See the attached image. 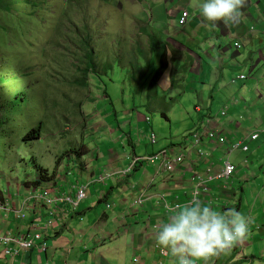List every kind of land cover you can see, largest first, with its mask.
<instances>
[{
    "label": "rangeland",
    "instance_id": "374dc122",
    "mask_svg": "<svg viewBox=\"0 0 264 264\" xmlns=\"http://www.w3.org/2000/svg\"><path fill=\"white\" fill-rule=\"evenodd\" d=\"M119 1L121 0H76V2L72 0L71 4L72 2L73 4L69 6L67 11L69 14L66 15L63 9L68 7L70 0H0V113L5 119V126L0 134V187L3 191L15 193V190L8 187V184L15 182L30 181L28 184L43 185V181L48 180L33 182L38 176L41 179L40 168L50 171L49 180H51L60 164L67 166L73 165L78 160L82 161L83 155L78 149L89 147L90 151L89 154H85V159L96 166H102L107 162L105 153L113 146L121 151L123 156L125 155L124 159L129 157L133 161L136 154L135 147L129 142L130 133L134 135L140 156L147 153V149L153 151L160 145L169 146L173 142L176 146H187L192 158L195 159L198 148L193 146L194 132L201 124L204 131L206 122L212 119L221 125L222 120L227 116V109L233 104L230 102L226 108L227 99L238 101L242 108L245 106L244 100L251 104L257 102L258 105H264V100L256 95L260 91L264 96V80L259 87L257 85L259 69L254 70L249 65L243 66L242 69L247 71V74L254 70L251 76L256 77V81L251 83L249 81L250 84L248 81L234 83L233 79L229 82V78L227 81L229 86L226 85L227 88L223 91L218 88L214 93L205 92L201 81L194 82V75L198 74L193 72L192 83L185 84L181 81L178 84L183 87L175 88L176 80H179L183 74L175 73L174 67L178 71H185L186 65H180L179 59L172 61V57L168 60L162 44H159L153 52H151L153 47L146 44L144 49L148 56L138 55L137 46L138 41L143 40L141 37L149 42L150 37L143 32V28L146 25L148 30H154V20L167 22L159 32L154 30L160 39H166L168 31L173 34L182 32L178 23L171 21L172 17L168 14V10L173 11L179 3H175L176 0L173 2L141 0L142 5H138L124 0L125 9L114 13V7H118ZM110 2L113 6H106V3ZM158 6L164 10L162 15L158 11ZM70 11H73L71 15ZM197 15L200 13L197 12ZM104 16L109 17L106 19ZM200 17L202 18L201 15ZM89 37L94 44L90 41L88 43ZM94 47L98 69L89 74L88 83L85 84L82 80L85 73L80 71L79 67H83L86 52H91ZM137 56V62L131 65ZM152 58L154 65H150L148 60ZM255 61L257 66L260 58H255ZM170 62L174 67L169 69ZM261 67L263 68V65ZM136 71L146 73L145 89L132 80V73ZM231 72L232 75L237 73ZM106 84L109 86L108 92L114 97L120 95L118 101L113 102L106 98ZM157 87L159 93L168 98L162 105L157 104L162 103L163 97L149 99ZM244 91L249 92L243 94ZM181 98L183 101L180 100ZM134 103L136 106H133ZM95 107H98V110H95ZM114 107H117L120 116L127 107H138L140 110V121L136 116L129 118L126 114L120 118L122 122L132 124L126 129L127 134L118 135V126L115 127V135L105 134L103 129L93 127L94 121L104 119L102 114L107 109L114 111ZM197 107L201 110L198 111ZM224 112L226 115H223ZM241 113L243 116L238 120L240 127L234 126L231 138L226 130L220 127L231 142L229 146L219 147L218 155H222L224 160L228 158L227 153L229 148H232V144L247 139L250 151L237 150L231 155V160L236 164H240L242 156L245 158L246 154L251 155L252 148H256L254 141L248 137L254 133L259 135L263 133V130L254 131L259 117L255 110L249 107L241 109L238 114ZM146 117L151 118V123L146 121ZM113 118L116 120L115 114ZM188 121L192 126L190 129L185 124ZM199 130L201 131L202 128ZM154 132L159 138L156 145L146 140L147 135L151 136ZM31 133L34 135L27 138ZM38 133L41 137H38ZM123 137L124 139L120 140ZM263 141L264 139L259 144L264 145ZM98 149H100V158L92 159V151ZM184 152L185 150L175 149L174 153L178 157ZM247 160L250 163L252 156ZM128 163L125 162V167ZM158 164L143 166L139 172L135 181L137 200L142 195V188L154 182L152 178L157 174ZM85 165L86 162L83 163V166ZM217 167L220 168V165ZM240 172L241 170L233 178ZM81 178L77 170L70 177L71 180H82ZM166 178L165 175H161L156 179L157 184L147 192V197H153L155 204L161 203L160 196L162 198L166 195H162L158 188L159 183ZM255 182L253 179L244 183L246 194H238L239 200L243 195L248 197L243 208L245 216L249 211H253L256 205L253 201L257 202L264 189V185L256 186ZM99 185L96 183L92 186L90 196L81 206L82 213L71 220L70 224L85 228L98 223L100 211H108L112 214L113 211L107 208L106 203L99 205L101 197V193H97ZM132 192V188L126 187L122 197L119 195L112 197L117 206L114 211L123 208L124 197H132ZM255 194H257L256 198H254ZM132 203L133 201L130 200L129 208L138 212L143 211L144 207L139 204L133 207ZM157 214L161 217L166 215L162 208H159ZM51 219V215L43 214L41 224L45 225Z\"/></svg>",
    "mask_w": 264,
    "mask_h": 264
},
{
    "label": "crops",
    "instance_id": "0c3cea01",
    "mask_svg": "<svg viewBox=\"0 0 264 264\" xmlns=\"http://www.w3.org/2000/svg\"><path fill=\"white\" fill-rule=\"evenodd\" d=\"M74 1L76 2V0H73V2ZM129 1L140 5V2L137 0ZM170 1L173 2V0ZM175 3H179L176 5L177 8L173 11L168 10V14L172 17L171 21H176L179 25L178 18L181 15L182 10L187 8L191 12L189 24L186 27H181L182 32L179 31L173 34L168 31V37L166 39H160L159 35L154 32V30L158 32L162 30L167 24L166 20H154V30L152 31L148 30L145 25L147 31L144 27L143 32L147 33L150 39L149 42H146L147 40L145 41V39L141 37L143 40L138 41V55L143 54L148 56L144 49L146 44H149L152 47H154L153 44L155 42L164 45L165 56L168 60L172 57V61L179 59L180 65H186L185 71H178L177 68L175 69L173 63H168L169 69L173 66L175 73L178 72L183 74L179 80H176L177 83L175 88L178 89L183 87V85L178 84L181 81L185 82V84L192 83L191 79L194 75L193 72H196L198 75H194V82L201 81L205 92L209 91L214 93L218 88L223 91L224 88H227L226 85L229 86V83H227L229 78V82L233 79L232 82L234 83H243L246 81H248V83L250 81L251 83L254 80L256 81V77L251 75H253V71L257 68L259 69L257 85L261 87L262 81L264 80V0H247L245 8L242 10V17L236 23L229 25H225L222 22L212 24L206 22L200 17V15H197V12L200 13L199 4L201 1L176 0ZM69 6L66 9H63V11L67 12ZM106 6L113 5L110 2L106 3ZM117 6L118 7H114V13L123 11L126 3L124 0H121ZM158 11L161 15L164 12L160 6H158ZM72 13L73 11H70V15ZM104 17L108 19L109 16ZM140 25L143 26L142 23H140ZM153 38H158V41ZM238 46H243V48L239 49ZM196 50H198V52ZM151 52H153V48ZM257 57L260 58V63L256 66L255 58ZM137 60L138 56L131 62V65L135 64ZM245 65H249L254 68V70L250 74H247V71L242 69ZM261 65H263V68ZM231 71L237 73L232 75ZM243 75H246V80L239 79ZM101 80L103 81V78ZM124 82H126V80ZM114 84L116 83L114 82ZM107 86L108 85L106 84V89L109 88V86ZM158 89L159 87H157V90ZM122 90H124V86H122ZM246 92L249 91H244L243 94H246ZM159 95L160 99L161 97L164 99H162V103L159 102L157 105H162L165 103V99L168 98L160 93ZM256 95L264 100V96H262L260 91ZM119 96L114 97L108 92V90H106V98L113 102L118 101ZM212 98L215 99L213 96ZM149 99H156L155 93H152ZM180 100L183 101V98ZM244 101L245 106L242 108L241 103L238 101L234 102L233 99H227L228 104L226 105V108L230 102L233 104L227 109V116L222 120V124H219L220 126L217 129L221 130L220 127L223 128L231 138L234 126L236 125L238 128L240 127L238 124L240 122L238 120L243 116L242 113L238 114V112H241V109L250 107V109L252 108L255 110V113L259 114L254 131L263 130V133L257 141L253 142V144H256V148H252L251 155L245 153L247 157L244 158V156H242V162L240 164L235 163L238 166L235 175L241 170L235 178H232L231 180H217L215 183H210V188H208L213 191L207 194L203 195L202 190L200 200L207 205H211L218 211H222L226 208H235L243 213L245 200L247 201L248 198L243 195L239 200V193L246 194V188L243 184L255 179L256 186L264 185V145L259 144L260 141L264 139V105H258L257 102H252L251 104L246 100ZM123 104L127 106V103L124 101ZM133 106H136L135 103ZM95 110H98V107H95ZM197 110L200 111L201 108L197 107ZM138 112H140L138 107H127L123 110V113L120 116L117 107H114V111L107 109L106 112L102 114V118L104 119L94 121L93 127L96 129H103L105 134L110 133L111 135H115V127L118 126V135H121L122 133L127 134L126 129L131 127L132 124L122 122L120 118L123 114H126L129 118L136 116L138 121H140V114ZM114 114L116 115V120L113 118ZM210 114H212V110H210ZM165 118L169 120L168 117ZM145 122L144 119V123ZM185 124L187 125V128H192L189 121ZM205 125L207 127V122ZM199 128H202L203 130V125L201 124L196 132L200 131ZM196 132H194V134ZM149 136L150 135H147L146 137L147 142L150 140ZM123 139L124 137L120 140ZM129 139L130 144L135 147V158L158 154L164 148H171V146L176 148L177 151L178 149L183 150V147H187L182 145L165 146L163 144L157 149H153V151L147 149V153L140 156L138 155L134 135L130 133ZM118 143H120V141ZM141 143H143V141H141ZM86 150L87 152L82 151L83 159H81V169H84V174L81 175V181H86L92 176H98L104 173L110 174L106 182L99 183L100 185L97 189V193H101L99 205L106 203L107 208L110 209L108 207V202L114 204L110 209L113 211L112 214H109L108 211H100V219L98 223L88 225L85 228H79L70 224V221L80 216L82 213L81 206L88 199L90 194L83 200L76 211L68 213L62 211V209L60 210L58 207L56 212L63 217L65 222L60 228L57 227L51 229L49 234L44 236V239L47 240L49 244V248L45 252L40 251L39 248H34L22 253L20 257L16 258L14 261L11 257H8L0 251V259L3 264H12V262L13 264H136L135 260L137 258H140L139 264H174V258L171 257L170 254L165 256V258L160 255L162 248L159 247L155 241L157 226L165 220L167 215V210L164 208L163 202L161 201V203L155 204L152 197L151 200L147 201V203L142 206L144 208L141 212L135 211L131 209V207L129 208L130 205L128 206L130 200L133 201V207L137 206V198H135L137 195L135 181L137 180L136 178H138L137 176L139 172H141L143 166L148 167V163L139 164L135 172L124 177L122 171L127 169L132 163V160L129 157L124 159L125 155L123 156L121 151L116 149V147L113 146L106 151L104 157L107 162L102 166H96V164H92L89 160L85 159V154H89L90 148L87 147ZM99 150L100 149L92 151V159L100 158ZM218 150L219 149H216V147L209 145L207 152L210 153L209 157L204 160L205 165L200 166L198 164H193L195 169L199 171L198 173L200 175L203 174L205 179L206 174H204L203 171L206 170L207 166L212 169L214 174L220 173L223 168L221 162L223 156L218 155ZM172 152L174 153L175 149H172ZM251 156L252 160L248 163L247 158ZM126 161L129 162L127 167H125ZM84 162H86L85 166H83ZM245 162L246 164H244ZM218 165H220V168L217 167ZM60 167L63 166L61 165ZM184 170H188V172L186 171V173ZM161 175H165L167 178L159 183V192H162V195H167L172 206L175 205L178 198H180L183 203V201H186L193 194L196 174L190 172L189 167L186 166L180 168V170L174 175L163 174L158 167L156 176L152 178L154 182L151 183L150 186H144L142 188V193L149 192L153 186L157 184L158 180L156 179ZM38 178L33 179V182L37 183V180H39ZM28 182L30 181H27L26 183L15 182L8 184V187L16 191L13 194L8 191H3L0 187V201L9 206L14 203L21 206L24 200L29 196L30 189L38 186L35 183L28 184ZM46 182L47 181H43V185L46 184ZM126 187L132 188V197H124L122 203L123 208L116 212L114 209L117 206L112 197L114 195L122 197L125 193ZM102 192L104 193L102 194ZM256 196L257 194L254 195V198H256ZM160 200H162L161 196ZM253 203H256L253 211L247 213V217H249L251 221V235L246 241L237 245L229 255L221 256L216 259V264H264V189H262V193L257 202L253 201ZM37 207H40V205L37 204ZM66 207L70 208V205H66ZM159 208H162L165 211L166 215L164 217L157 214ZM29 222L30 219H19L15 211H7L4 208H0V231L3 234L13 231L26 232V230H28Z\"/></svg>",
    "mask_w": 264,
    "mask_h": 264
},
{
    "label": "built area",
    "instance_id": "2783aa9c",
    "mask_svg": "<svg viewBox=\"0 0 264 264\" xmlns=\"http://www.w3.org/2000/svg\"><path fill=\"white\" fill-rule=\"evenodd\" d=\"M191 19V13L189 10H185L179 19V25L185 27L189 24ZM239 49L243 46H238ZM246 75L241 76L240 80H246ZM226 115V112L223 113ZM219 123L212 120L207 121V127L199 132H196L194 135V147L198 148V153L196 158L193 159L189 154H182L178 157L172 152V149H165L159 152L158 154L148 155L145 157H136L132 161L129 168L122 171V175L127 177L131 175L137 166L141 163H148L149 166L157 165L160 169V172L172 175L182 167H189L190 172L196 174L194 191L198 193V198L200 199L202 190L203 195L213 190H210V182H215L217 180H231L236 173L238 166L233 163L231 160V155L234 151L242 150L244 152L250 151V146L247 143V139L240 141L238 143L232 144L227 153V159H222L223 168L220 173L214 174L212 169L208 168L207 173L208 177L205 179L203 174L200 175L193 164H198L203 166L202 160L205 157H209L207 152L209 145L219 149L220 146H229L231 144L228 136L224 131L217 129ZM260 135L254 133L248 137L251 141H257ZM150 141L153 145L158 144L159 138L156 133H153L150 136ZM71 158V157H70ZM63 166V165H62ZM81 163L74 162L73 165H67L60 167L57 171L55 177L47 181L44 185H38L37 187L30 189L29 196L24 200V202L19 206L14 203L12 205H6L0 201V208H4L7 211H15L19 219H30L28 224V230L26 232H9L6 234L1 233L0 231V251L6 254L8 257H11L13 261L20 257L22 253H25L34 248H39L40 251H46L49 248L47 240L44 239V236L48 235L51 229L60 227L64 223L63 217L56 212V209H59L64 212L76 211L82 201L86 199L91 193V188L95 183H104L109 178V173H104L98 176H92L86 181H81L80 179L71 180L70 177L75 174V170L78 171L80 175L84 174V169H81ZM185 172L188 170H184ZM186 172V173H187ZM209 187V188H208ZM193 191V192H194ZM151 197H147V192L142 193V195L136 201V205L139 204L143 206L147 201L151 200ZM163 206L167 210L169 206H172L169 202V199L166 195L162 197ZM37 204L40 207H37ZM177 204H183L182 200L178 198ZM70 205V208L66 207ZM173 205V206H175ZM108 207L112 208L113 204L108 203ZM49 214L52 216V219L49 223L42 225V215ZM33 215L39 216L35 218ZM169 253L162 249L160 255L165 258ZM136 264L140 263V258L135 260ZM0 264L3 262L0 259ZM13 264V262H12Z\"/></svg>",
    "mask_w": 264,
    "mask_h": 264
},
{
    "label": "clouds",
    "instance_id": "9594fccd",
    "mask_svg": "<svg viewBox=\"0 0 264 264\" xmlns=\"http://www.w3.org/2000/svg\"><path fill=\"white\" fill-rule=\"evenodd\" d=\"M137 1L142 5L141 0ZM246 4L247 0H201L199 10L206 22L229 25L242 17ZM145 119L151 123L150 117ZM183 150L182 154H187L186 148ZM250 225V218L242 212L235 208L218 211L194 191L188 202L168 207L165 220L157 226L155 241L174 258V264H215L216 259L229 255L249 238Z\"/></svg>",
    "mask_w": 264,
    "mask_h": 264
},
{
    "label": "trees",
    "instance_id": "16d2710c",
    "mask_svg": "<svg viewBox=\"0 0 264 264\" xmlns=\"http://www.w3.org/2000/svg\"><path fill=\"white\" fill-rule=\"evenodd\" d=\"M71 1L72 0H70V2H69V5L71 4ZM68 5V6H69ZM188 7V6H187ZM187 9V8H186ZM185 9V10H186ZM187 10H189V9H187ZM69 11V10H68ZM190 11V10H189ZM191 13V12H190ZM66 15H68L69 14V12H66L65 13ZM182 14H183V11L181 12V15L179 16V18H178V20L181 18V16H182ZM145 30L147 31V28H145ZM154 40H156V41H158V38H153ZM153 40V41H154ZM87 41H88V43H89V41L91 42V43H93L94 41L92 40V38L91 37H89V38H87ZM87 41H86V43H87ZM87 43V44H88ZM94 44V43H93ZM158 45H159V43L158 42H155L154 44H153V50L155 49V48H157L158 47ZM85 59H87L88 61H85ZM84 61V64H83V67H79V69H80V71H84V73H85V77L82 79L83 80V82L85 83V84H87L88 83V81H87V78H88V76H89V74L91 73V72H93L94 70H97L98 68H97V63H96V58H95V47L93 48V50L91 51V52H89V51H87L86 52V54L84 55V59H83ZM149 60V63H150V65H154V58H152V59H148ZM145 74L146 73H144V72H142V71H136L135 73H132V77H133V81H134V83L135 84H137V85H141V87H143L144 89H145V86H144V76H145ZM157 75V74H156ZM84 79L86 80V81H84ZM156 80V79H155ZM106 89V88H105ZM107 90V89H106ZM105 90V91H106ZM124 92H125V90H123ZM145 92V91H144ZM143 92V93H144ZM154 93H155V97H156V99H160V95H159V93H158V90L157 89H155V91H154ZM21 97V96H20ZM19 97V98H20ZM0 112H1V107H0ZM2 113H0V134H1V132H2V130H3V128H4V126H5V119H4V117H3V115H1ZM164 115L165 116H167V114H166V112H164ZM32 133H34V130L32 131ZM28 134V136H27V138H29V137H31V136H33L34 134ZM38 137H41V135H40V133H38ZM171 145H174V144H171ZM171 148H173L172 146H171ZM164 149H168V148H164ZM79 150V152L81 153L82 151L83 152H87V150L86 149H78ZM186 152H187V155L189 156V154L191 155V153H190V151H189V149H188V147H186ZM197 155V154H196ZM207 157H205L204 159H203V166L205 165V162H204V160L206 159ZM223 159V158H222ZM221 162H222V166H223V161L221 160ZM209 167L207 166V168H206V170L205 171H203V173L204 174H206V178L208 177L207 175H208V173L206 172L207 171V169H208ZM49 172L50 171H48V169H46V168H40V173H41V180H49L50 178H49ZM56 172V171H55ZM54 172V173H55ZM172 175H174V174H172ZM235 175V174H234ZM210 183H215V182H210ZM190 199L188 198L186 201H183V203H186V202H188Z\"/></svg>",
    "mask_w": 264,
    "mask_h": 264
}]
</instances>
